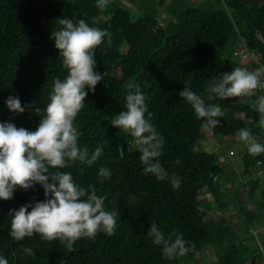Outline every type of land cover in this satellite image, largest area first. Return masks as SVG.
<instances>
[{
  "label": "trees",
  "instance_id": "obj_1",
  "mask_svg": "<svg viewBox=\"0 0 264 264\" xmlns=\"http://www.w3.org/2000/svg\"><path fill=\"white\" fill-rule=\"evenodd\" d=\"M128 1L136 6L131 12L118 2L109 10L97 7V0H0V122L18 128L35 131L54 80L67 75L50 38L52 31L62 27L58 19L84 20L111 33V45L106 37L95 50L94 70L107 75L94 91L85 89L84 107L74 120L79 146L90 153L103 146L102 155L91 166L76 161L60 171L70 172L74 182L88 191L94 186L98 196L106 197L105 210L119 213L114 235L100 231L94 239L81 238L72 252L58 240L45 241L39 234L15 241L10 236L9 211L45 199L39 184L17 189L12 199L0 200V257L8 264H195L196 254L204 248L207 255L206 248H211L216 255L213 264H255L260 256L257 236L264 232L255 237L248 230L264 223V185L259 189L261 200L255 201L258 182L264 178V153L242 156L241 176L248 178L243 184L246 197L233 196L235 204L230 208L237 224L233 226L224 215L231 198L227 202L224 194L221 196L222 186L217 183L220 175L226 181V171L213 153L194 147L203 131L239 140L236 133L242 128L264 145L261 114L256 109L264 88L252 97L225 100L208 91L211 82L240 66L242 61L230 58L240 40L254 51L255 61L247 60L251 69L264 67V0ZM157 4L166 14L162 23ZM230 35L231 50L219 57ZM134 83L140 84L152 113L150 122L164 139L159 163L169 177H180L178 189L169 180L145 173L135 138L110 124L111 118L126 110L128 85ZM185 86L206 104L224 110L223 116L216 118L218 126H203L204 121L179 96ZM9 96L18 97L22 106L35 102L41 112L35 113L32 107L21 114L10 112L5 104ZM100 167L109 169V178L98 176ZM204 192L216 205L210 215L206 213L211 206L201 198ZM151 223L166 237L174 231L181 234L188 242V253L165 257L162 246L154 245L148 235ZM25 247H31L35 255L27 256Z\"/></svg>",
  "mask_w": 264,
  "mask_h": 264
},
{
  "label": "clouds",
  "instance_id": "obj_2",
  "mask_svg": "<svg viewBox=\"0 0 264 264\" xmlns=\"http://www.w3.org/2000/svg\"><path fill=\"white\" fill-rule=\"evenodd\" d=\"M107 4L108 0H97V7L104 8ZM57 22L62 27L52 31L50 38L62 57L67 75L63 80H54L49 103L43 109L35 131L18 128L11 122H0V200L12 199L17 189L28 190L35 184L41 185L43 201L9 211L8 215L12 217L10 236L15 241H22L39 234L42 240H58L72 252L74 243L81 238L94 239L100 231L111 236L117 226L119 213L105 210V196H98L94 186H90V191L78 186L70 172L60 171L76 161L91 166L102 155L103 146L96 147L91 153L87 147L79 146L80 133L74 120L84 107L88 91H94L97 83L107 75L94 70L95 50L106 37L110 46L112 38L106 29L89 26L84 20L73 23L71 19L60 18ZM262 77L264 67L255 71L237 67L211 82L208 91L222 100L252 97L257 89L264 88ZM179 96L191 105L197 118L204 121V127L219 125L216 118L223 116L220 106L206 104L200 95L186 86ZM145 99L139 83L129 84L126 110L111 118L110 124L135 138L145 173L153 174L157 180H169L172 187L178 189L180 177H169L159 163L164 139L150 122L152 113L148 112ZM5 104L16 114L24 113L28 107H32L35 113L41 112L35 102L22 106L19 98L14 96H9ZM256 109L261 114L260 126L264 128V95L258 97ZM236 136L245 144L249 154L264 153V145L257 142L248 129L238 130ZM120 152L123 155L122 147ZM98 176L109 178V169L100 167ZM148 235L154 245L162 246L167 258L182 257L189 251L188 242L181 234L174 231L166 237L155 223L150 224ZM23 252L27 256L35 255L31 247L23 248ZM0 264H8V260L0 257Z\"/></svg>",
  "mask_w": 264,
  "mask_h": 264
},
{
  "label": "rangeland",
  "instance_id": "obj_3",
  "mask_svg": "<svg viewBox=\"0 0 264 264\" xmlns=\"http://www.w3.org/2000/svg\"><path fill=\"white\" fill-rule=\"evenodd\" d=\"M115 2H118V5L124 9H127L129 12H131L132 8H136L134 4H131L128 0H108V4L106 6V9L109 10ZM156 2V0H155ZM156 6V5H155ZM157 14L160 20V23H162V18L166 16L164 10L161 9V7L157 4ZM233 44V36L230 35L227 39V46L224 49L223 52L218 53V56L221 57L223 55H227L230 50L231 46ZM240 68H245L249 71H255L257 69H251L250 62L249 61H242L240 63ZM222 109V108H221ZM222 112L224 110L222 109ZM256 140L257 137H255ZM195 150H202L207 153H213L214 156L218 159L220 165L223 166V168L226 171V181L225 176L220 175L217 178V183H219L222 186L223 193L225 200L228 202L231 198V202H229V207L226 209L227 211H224V215L228 219V221L233 224V226H237L234 220L233 215V209L230 208L232 204H235L233 202V196L238 197L241 200H244L243 198L246 197L244 193V185L247 182L246 180L248 178H243L241 176V169H242V156L245 154H249L247 147L245 144L235 138H231L228 136L221 137V136H213L210 135L209 132L203 131V138L199 140L195 147ZM251 155V154H250ZM250 179V178H249ZM225 181V184H224ZM244 184V185H243ZM259 188L255 191V201H260L259 192L261 189V186L264 185V178L260 179L258 182ZM206 202H208V206L211 208L208 210L206 215L214 213V210H216V205L212 201L210 194L207 192H204L203 195H201V198H204ZM220 197V195H219ZM242 197V198H241ZM238 238H242V235L237 230ZM257 247L259 245V257L256 260L255 264H264V235H258L257 236ZM251 244V241L248 242V245ZM206 250H209V253L206 255L204 253L205 249L203 248L201 251H199L196 259L195 264H213V262L216 259V255L213 249L206 248ZM213 250V251H212Z\"/></svg>",
  "mask_w": 264,
  "mask_h": 264
},
{
  "label": "built area",
  "instance_id": "obj_4",
  "mask_svg": "<svg viewBox=\"0 0 264 264\" xmlns=\"http://www.w3.org/2000/svg\"><path fill=\"white\" fill-rule=\"evenodd\" d=\"M255 55H254V51L250 50L242 40H240L239 42H237V44L235 45V47L232 49L231 51V60L232 61H255ZM257 165L260 164L259 161L256 162ZM261 171L257 172V175L260 174ZM264 232V223L263 224H259L256 225L254 227H251L248 230V233L252 236H255L257 234H260Z\"/></svg>",
  "mask_w": 264,
  "mask_h": 264
},
{
  "label": "water",
  "instance_id": "obj_5",
  "mask_svg": "<svg viewBox=\"0 0 264 264\" xmlns=\"http://www.w3.org/2000/svg\"><path fill=\"white\" fill-rule=\"evenodd\" d=\"M256 3H257V4H260L259 2H256ZM245 4H246V2H243V4H242L243 8L245 7ZM255 34H256L257 37H259V33H258L257 31H256Z\"/></svg>",
  "mask_w": 264,
  "mask_h": 264
}]
</instances>
